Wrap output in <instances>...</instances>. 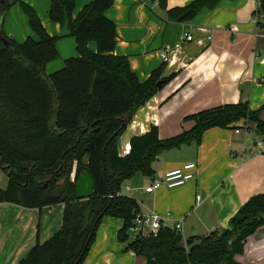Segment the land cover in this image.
Segmentation results:
<instances>
[{"label":"trees","instance_id":"trees-1","mask_svg":"<svg viewBox=\"0 0 264 264\" xmlns=\"http://www.w3.org/2000/svg\"><path fill=\"white\" fill-rule=\"evenodd\" d=\"M3 1L0 16L9 5L19 3L38 39L27 37L17 43L3 31L0 35L7 42L0 46V170L7 175L0 204L27 209L63 205L59 231L37 243L18 264H82L103 217L122 220L118 242L126 243V249L145 258L146 264H237L234 257L243 253L246 238L264 225V193L251 196L230 220V229L220 234L184 242L173 227H162L155 235L128 242L127 232L140 212L120 188L138 173L152 177V162L163 151L198 144L210 128L243 121L251 124L246 130L264 141V105L251 110L239 102L202 110L185 118L193 122L191 129L168 139H159L153 126L146 134L131 137L129 153L120 157L117 140L134 112L172 75L161 79L155 71L140 81L128 59L114 54L116 28L105 16L114 0H92L74 18L75 0H49V20L59 25L67 21L78 56L47 75L46 66L58 57L57 37L48 35L32 7L21 0ZM151 1L165 9L166 0ZM220 1L194 0L169 13L178 14L176 21L188 22L202 8L212 9ZM257 1V13L264 14V0ZM90 43L95 51L89 49ZM90 144L92 150L85 151ZM84 171L93 181V194L80 201L75 198V183Z\"/></svg>","mask_w":264,"mask_h":264},{"label":"crops","instance_id":"crops-1","mask_svg":"<svg viewBox=\"0 0 264 264\" xmlns=\"http://www.w3.org/2000/svg\"><path fill=\"white\" fill-rule=\"evenodd\" d=\"M21 1L34 9L48 35L57 37L58 57L46 66L47 74L78 56L67 21L59 25L49 20V0ZM90 1L75 0L73 18ZM193 1L166 0L165 9H161L151 0H114L105 12L116 28L114 54L128 59L140 81L155 71L161 79L172 75L134 112L117 140L120 157L129 153L131 137L144 135L153 126L159 139H168L191 129L193 122L185 118L202 110L239 102L247 103L251 110L264 105V16L257 13L258 1L221 0L212 9L202 8L188 22L176 21L178 14L169 13ZM9 19L2 22L4 32L14 36L15 25L10 27ZM25 20L28 28L17 43L24 41L21 38L38 39L26 16ZM184 34L191 36V41H184L176 51L174 45ZM88 46L95 51L93 43ZM164 49L168 50L166 62L159 56ZM254 135L247 134L240 121L204 131L198 144L163 151L152 162V177L138 173L127 180L128 197L138 204L139 215L156 214L168 227L181 222L184 242L190 237L220 234L230 229V220L251 196L264 193V152L255 155L252 145L261 138ZM186 163L195 164L193 180L176 189L161 186L145 192L155 178ZM6 186L7 175L0 170V189ZM62 214V204L27 209L1 203L0 264H18L37 243L49 240L59 231ZM121 226V219L103 217L82 264H146L145 258L126 249V243L118 242ZM132 236L128 242L137 237L135 233ZM234 261L264 264V225L246 238L243 253Z\"/></svg>","mask_w":264,"mask_h":264},{"label":"built area","instance_id":"built-area-1","mask_svg":"<svg viewBox=\"0 0 264 264\" xmlns=\"http://www.w3.org/2000/svg\"><path fill=\"white\" fill-rule=\"evenodd\" d=\"M264 14L260 15V18H263ZM184 41H191V36L184 34L181 40L174 45V49L176 51H180L182 49V44ZM168 50L164 49L159 53V56L165 62L168 61L167 58ZM248 134L253 133L250 130L244 129ZM235 133H239V130H235ZM255 147V155L262 154L264 152V141L257 140L254 142ZM247 149V148H246ZM194 163H186L180 168H175L173 170H169L165 172L162 176L155 178L152 183L145 188V192L150 193L161 186H164L168 190L176 189L184 186L189 181L194 179V173L192 170L194 169ZM127 189V187H126ZM199 199V197L197 198ZM168 227L167 224L156 214L149 215H138L134 220L133 226L129 229L130 232L135 233L138 236H149L155 235L160 228ZM176 231L181 233L182 223L177 222L172 226Z\"/></svg>","mask_w":264,"mask_h":264},{"label":"rangeland","instance_id":"rangeland-1","mask_svg":"<svg viewBox=\"0 0 264 264\" xmlns=\"http://www.w3.org/2000/svg\"><path fill=\"white\" fill-rule=\"evenodd\" d=\"M7 1V0H6ZM5 3V1L3 0H0V7L3 6V4ZM7 17L10 18L9 21L11 22V24H9L10 27H12L14 29V25H15V30H16V34H14V36H7L8 39H13L15 40L16 42H19L17 39H20V37L23 36V33L25 32L26 28L27 27V24H26V20H25V16L24 14L22 13L21 11V8L19 6V3H15V4H12V5H9L7 11L0 16V35H1V31H3V33L5 34L4 32V25L2 24V21ZM25 22V23H24ZM6 35V34H5ZM1 36H0V46L2 45L3 46V43L1 41ZM3 39V38H2ZM23 40H25V38H21ZM20 41V42H21ZM63 65V62L61 64V67ZM60 67V68H61ZM59 68V69H60ZM54 71H57V70H54ZM53 71V72H54ZM51 72V73H53ZM45 73L47 74V72L45 71ZM48 75V74H47ZM241 124L243 125L244 128H247L248 126H251L250 123H247V122H243L241 121ZM252 130V129H251ZM256 136V135H254ZM258 137V136H257ZM262 140V139H261ZM254 146V144L252 145ZM254 150H255V147H254ZM138 176V175H137ZM136 176V177H137ZM139 177V176H138ZM130 184L129 181H125L122 185H121V188H120V194L123 195V196H129V193L126 191L125 189V186ZM132 232H129L128 233V236H129V239H132Z\"/></svg>","mask_w":264,"mask_h":264},{"label":"water","instance_id":"water-1","mask_svg":"<svg viewBox=\"0 0 264 264\" xmlns=\"http://www.w3.org/2000/svg\"><path fill=\"white\" fill-rule=\"evenodd\" d=\"M1 41L4 46H7L6 40L1 38ZM157 86H160V82L157 83ZM93 148V145L90 144L85 151L90 152ZM84 161L87 159V156H85ZM105 169V166L103 167ZM93 194V181L88 175L86 171L83 172L82 175H80L75 183V198L76 200H87L92 197Z\"/></svg>","mask_w":264,"mask_h":264}]
</instances>
